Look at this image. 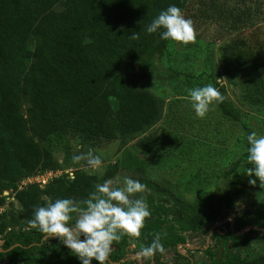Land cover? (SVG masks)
Here are the masks:
<instances>
[{
  "label": "trees",
  "instance_id": "obj_1",
  "mask_svg": "<svg viewBox=\"0 0 264 264\" xmlns=\"http://www.w3.org/2000/svg\"><path fill=\"white\" fill-rule=\"evenodd\" d=\"M225 1L0 0V206L7 201L6 189L19 205L11 212L14 215L0 212V264H80L58 238L24 226L21 218L30 220L33 208L43 206L45 198H87L109 173L98 177L80 168L73 176H54L43 186L20 184L29 176L60 170L53 148L59 143L66 152L69 137L101 146L119 130L134 135L152 127L160 118L162 102L145 85L159 76L160 65H165L170 80L177 81L184 96L189 88L211 83L222 96L215 104L229 120H239L241 112L226 99L225 86L218 82L222 74L238 83L247 103L264 105V38L237 33L216 54L210 40L202 68L193 71L187 64L184 68L177 65L175 41L145 30L169 5L201 22L224 16ZM133 32L138 39H129ZM245 154L228 168L221 167L219 177L229 180ZM140 181L155 192L164 191L149 179ZM240 192L250 190L241 185L233 193L226 192L228 205H234L230 198ZM172 199L176 208L160 203L149 207L152 214L135 236L140 245L151 243L156 233L164 234L163 247L185 241L167 222L169 214L184 228L208 232L222 213L219 204L202 208L176 196ZM227 222V232L205 249L209 262L192 264H264V254L249 258L226 246L219 248L228 238L234 244L250 243V235L258 231H234L247 224L264 226V221L256 222L247 215L234 222V231L230 220ZM11 226L18 228L8 229ZM127 244L126 235L114 241L109 258L119 264H135L133 259H125ZM153 257L163 264L157 252ZM107 264L112 263L108 260Z\"/></svg>",
  "mask_w": 264,
  "mask_h": 264
},
{
  "label": "rangeland",
  "instance_id": "obj_2",
  "mask_svg": "<svg viewBox=\"0 0 264 264\" xmlns=\"http://www.w3.org/2000/svg\"><path fill=\"white\" fill-rule=\"evenodd\" d=\"M224 4V16L219 15L217 18L201 22L190 18L196 38L187 44L175 41V58L180 68L187 64L193 71L195 68L201 69L210 40H213L210 48H213L216 54L220 45L237 33L264 38V0H226ZM186 14L188 18L189 12ZM196 51L200 55H195ZM215 57L217 58V55ZM158 70L159 76L147 82L145 86L155 92L162 102L159 120L142 133L127 135L119 130L114 139L104 142L101 146L92 145L88 140L79 137H69L68 149L65 152L62 144L57 143L53 150L61 168L55 173L73 176L75 170L83 168L98 177L109 173L104 179L117 175H128L138 180L149 179L164 190L155 192L147 186L150 190L147 195L149 207L160 203L176 208L177 203L172 199L175 196L202 208L219 204L222 213L218 216V221H225L213 230L210 237L208 232L202 229L184 228L179 221L173 220L172 214L167 217V222H171L173 229L185 237L184 243L191 247H205L207 243L215 245L216 239L227 232L228 220H233L234 224L236 220H243L248 215L256 222L262 223L264 189L260 188L259 180L255 176L251 179H257V184L248 183L249 177L245 171L251 165H248L246 156L229 175V180L219 177V173L221 167L228 168L246 152L245 137L249 132L264 134V105L247 103L242 97L238 83L231 82L222 74L218 82L225 86L226 99L240 109L239 120L233 121L223 117L215 103L203 118L197 117L190 106L188 96L179 93L177 81L170 80L165 65H160ZM89 148L101 156V169L88 168L83 161L79 164L71 163L72 155L86 152ZM28 183L30 182L21 185ZM35 183L40 186L45 184L42 181ZM241 185L250 190V193L240 192L230 198L231 204L234 205H228L226 192L233 193ZM3 194L6 195L7 201L0 206V212L14 215L11 212L19 207L16 199L10 189L4 190ZM23 218L21 221L24 226L29 227V220ZM246 226L249 224L243 227ZM10 228L17 229L18 226L8 229ZM249 229L247 227L245 231ZM256 231L258 233L250 235V243L234 244L232 238H228L226 245H220L219 248L222 250L226 246L249 258L264 254V230ZM125 235L131 248L135 247L140 251L142 245L136 241L135 236ZM164 249L163 253L157 252L158 259L163 264L186 263L183 253L191 254L196 263L209 262L205 250L201 248L189 249L178 244L176 247L168 246ZM125 251L128 250L125 248ZM138 254L131 253L126 259L133 258L135 264H147L148 258ZM92 263L98 264L94 261ZM150 264H157V261L154 259Z\"/></svg>",
  "mask_w": 264,
  "mask_h": 264
},
{
  "label": "clouds",
  "instance_id": "obj_3",
  "mask_svg": "<svg viewBox=\"0 0 264 264\" xmlns=\"http://www.w3.org/2000/svg\"><path fill=\"white\" fill-rule=\"evenodd\" d=\"M149 34L158 33L162 40H172L187 44L194 41L196 33L193 22L186 18L183 11L175 5H169L146 26ZM129 39H138L133 32ZM187 96L192 110L197 117L203 118L214 103L222 100L219 91L211 84L187 89ZM245 174L248 183L264 189V134L249 132L246 137ZM72 164L84 162L94 170L101 169V156L91 148L71 156ZM255 176L257 179H251ZM149 189L145 183L128 175H117L104 179L94 185L87 198H56L43 206L32 210L29 227L37 229L46 237L58 238L80 261V264H107L114 241L122 235L139 236L146 218L151 216L147 202ZM163 233H156L151 243L142 246L139 255L150 258L156 252L165 251L161 239Z\"/></svg>",
  "mask_w": 264,
  "mask_h": 264
},
{
  "label": "flooded vegetation",
  "instance_id": "obj_4",
  "mask_svg": "<svg viewBox=\"0 0 264 264\" xmlns=\"http://www.w3.org/2000/svg\"><path fill=\"white\" fill-rule=\"evenodd\" d=\"M217 228V227H216ZM215 228V229H216ZM208 236H209V231H208ZM178 244H181L182 246H185V247H187V248H189V249H198V248H201V249H207L208 247H209V243H207V245L205 246V247H197V246H187L186 245V243H184V242H182V243H178ZM126 249L128 250V251H126V257H125V259L128 257V255H130L131 253H135V254H138L140 251H139V249H136L135 247H132L131 248V245L128 243L127 245H126ZM134 249H136V252H134ZM128 252H130V254H127ZM139 255V254H138ZM183 256L185 257V259H186V261L187 260H190V263H184V262H175V263H173V264H192V263H194V261H193V256L191 255V254H189V253H183ZM128 259H133V258H128ZM154 260V257L152 256V258H151V262ZM159 261H160V259H159ZM166 264V263H165Z\"/></svg>",
  "mask_w": 264,
  "mask_h": 264
},
{
  "label": "built area",
  "instance_id": "obj_5",
  "mask_svg": "<svg viewBox=\"0 0 264 264\" xmlns=\"http://www.w3.org/2000/svg\"><path fill=\"white\" fill-rule=\"evenodd\" d=\"M55 172H57V171H45L42 173H38L34 176H29V177L23 179L21 184L26 183V182L34 183V182H40V181L47 183L49 179L58 175ZM21 184H20V187L22 186Z\"/></svg>",
  "mask_w": 264,
  "mask_h": 264
},
{
  "label": "water",
  "instance_id": "obj_6",
  "mask_svg": "<svg viewBox=\"0 0 264 264\" xmlns=\"http://www.w3.org/2000/svg\"><path fill=\"white\" fill-rule=\"evenodd\" d=\"M225 221V219L221 220V221H217L215 222L211 227H210V230H209V237L210 235L212 234L213 230L219 226L220 224H222L223 222ZM230 227L232 229V231H234V228H233V220L230 221ZM250 228V229H253V230H264V226L263 227H257V226H254V225H249V226H246V227H242L239 231H234L235 234H241L243 233L246 229ZM1 244V242H0ZM11 248V247H10ZM0 250H3L1 247H0ZM108 260L112 263V264H118L119 261L117 262H113L110 258H108Z\"/></svg>",
  "mask_w": 264,
  "mask_h": 264
}]
</instances>
